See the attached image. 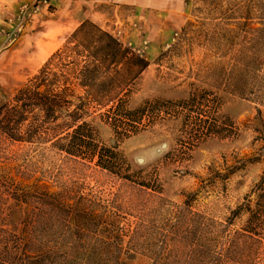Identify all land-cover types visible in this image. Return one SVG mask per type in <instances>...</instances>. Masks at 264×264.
Returning <instances> with one entry per match:
<instances>
[{
  "label": "rangeland",
  "instance_id": "obj_1",
  "mask_svg": "<svg viewBox=\"0 0 264 264\" xmlns=\"http://www.w3.org/2000/svg\"><path fill=\"white\" fill-rule=\"evenodd\" d=\"M86 20L149 63L101 102L69 41ZM43 74L126 165L60 150L66 110L0 130V256L28 238L43 264H264V0H0V106Z\"/></svg>",
  "mask_w": 264,
  "mask_h": 264
},
{
  "label": "trees",
  "instance_id": "obj_2",
  "mask_svg": "<svg viewBox=\"0 0 264 264\" xmlns=\"http://www.w3.org/2000/svg\"><path fill=\"white\" fill-rule=\"evenodd\" d=\"M69 41L74 44L73 49H77L86 60L79 73L80 84L87 88V98L97 102L112 97L117 90L118 94L127 92L149 65L147 60L134 54L110 32L89 20L81 23ZM47 79L44 74L39 76L34 84L20 89L12 102L0 106V130L15 141L33 139L38 132H48L47 124L57 121L66 110L71 121L65 122L64 128L54 136L58 148L69 155L91 160L98 156V165L121 175L120 167L126 165L125 159L115 147H100L96 142V129L89 122L78 123V110L69 111L71 101L64 98L63 94L54 93L52 83ZM42 86L45 87L43 91L40 90ZM186 102L179 101L180 104ZM158 109L157 104L152 107L150 101H147L136 110L127 112V116L139 122L147 112L153 114ZM57 127H51L50 130L61 128ZM126 169L130 170L129 164ZM124 177L129 179V176ZM248 213L250 216L245 230L256 234L257 228L253 226L258 219L256 211L249 210ZM22 244L16 247L15 255L0 256V264H43L44 256H31L33 245L28 238L23 247Z\"/></svg>",
  "mask_w": 264,
  "mask_h": 264
},
{
  "label": "crops",
  "instance_id": "obj_3",
  "mask_svg": "<svg viewBox=\"0 0 264 264\" xmlns=\"http://www.w3.org/2000/svg\"><path fill=\"white\" fill-rule=\"evenodd\" d=\"M89 7V5H87V8Z\"/></svg>",
  "mask_w": 264,
  "mask_h": 264
}]
</instances>
